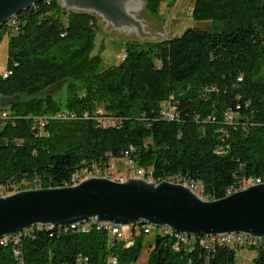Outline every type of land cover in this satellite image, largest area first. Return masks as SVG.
Returning <instances> with one entry per match:
<instances>
[{"label": "trees", "instance_id": "16d2710c", "mask_svg": "<svg viewBox=\"0 0 264 264\" xmlns=\"http://www.w3.org/2000/svg\"><path fill=\"white\" fill-rule=\"evenodd\" d=\"M165 0H145L158 14ZM197 21L163 41H127V56L103 66L93 54L99 31L94 13L70 10L60 0H43L14 17L8 34L12 74L0 72V183L28 188L72 185V176L94 164L124 160L152 172L155 180L201 184V196L219 199L246 180L264 179V0H194ZM64 17H66L64 19ZM67 84L65 101L50 90ZM171 106L175 117L163 115ZM45 124L41 126V122ZM134 166V165H133ZM18 185V186H17ZM107 229L60 231L34 227L22 234L21 261L0 246V264H139L147 240L148 264H238L246 249L199 242L176 248V238L157 233L148 240L143 224ZM152 236V235H150ZM198 239H210L196 236ZM247 250V249H246ZM251 264H264V245L248 248Z\"/></svg>", "mask_w": 264, "mask_h": 264}, {"label": "water", "instance_id": "95a60500", "mask_svg": "<svg viewBox=\"0 0 264 264\" xmlns=\"http://www.w3.org/2000/svg\"><path fill=\"white\" fill-rule=\"evenodd\" d=\"M43 0H0V28L11 18ZM64 8L94 13L111 29L136 32L143 40H169L150 32L137 11L144 0H60ZM168 19V17H167ZM95 223L170 226L188 235L245 233L264 237V182L219 199H204L191 187L170 180L129 177L119 181L90 177L78 184L29 188L0 196V238L34 225L72 226Z\"/></svg>", "mask_w": 264, "mask_h": 264}, {"label": "built area", "instance_id": "2783aa9c", "mask_svg": "<svg viewBox=\"0 0 264 264\" xmlns=\"http://www.w3.org/2000/svg\"><path fill=\"white\" fill-rule=\"evenodd\" d=\"M189 11L191 12L190 8H189ZM5 24L7 25V27H12L15 24L14 17L11 18L10 20H8ZM126 56H127L126 52H123L122 60H124L126 58ZM11 74H12V70L5 69L3 71L4 77H8ZM163 115L169 119H173L175 117L173 107H171V106L164 107ZM8 118H9V110L7 108L0 109V121L4 122ZM44 124H45V122L42 121L41 126ZM129 155H130V153L128 151H126L124 154V161L128 162L130 165L133 166V165H135V162L133 160L129 159ZM115 166L116 165L113 162H110L104 166L94 164L93 166H91L89 168H84V169L76 172L72 176V178H71L72 185L78 184L81 181H83L87 178H90V177H107V178H111V179H114V177H121V181H124L125 176L116 174V167ZM135 176H137L139 178H144L148 181H159V180H155L152 176V172H150L149 170H146L144 167L138 166L136 169V175ZM255 179H264V178L257 177ZM167 180H169V179H167ZM170 181L179 182V183H189V187H191V189L193 191H203L201 184L198 182H192L189 180H170ZM29 184L30 185L28 188H21V189L19 188V190L35 188V185H43L41 180L38 178H35ZM250 185H252V181L244 180V181L240 182L237 186L231 187L228 190L227 195H229L233 192L242 190L244 188H247ZM12 188H16V185H11V184L4 185V184L0 183V196L8 195V193H10V191H12ZM205 199H207V198L205 197ZM95 221H96L95 219H90V220L84 221L82 223H77V224H73L72 226H65V227L55 226L52 224L34 225L30 228L24 229L22 232H19L16 234H9V235H6V236L0 238V246L10 245L12 247L13 257L21 261L22 249H21V246L19 244L22 241V234H29V231H30L29 229H32L34 227H36V228L37 227H44V228H48V229L58 228L60 231H62V229L64 231L77 230L79 232H85V233L91 231L92 229L101 230L102 228H105L108 230V232L112 236H114L117 239H118V236L131 235V243L128 244V247L132 246L134 244L135 236L139 234V231L136 229H133L131 231H126V232H119V225H115V224L110 223V222H99V223L96 222L95 223ZM136 223L134 224V228H135ZM142 224H143V230L147 235H155L157 233H160V234H164V235L173 236L177 240L176 248H179L183 245H191L190 251H192V246L196 242H199L202 246H204L207 249L212 248V247H214L218 244H221V243L230 244L233 247L243 246L247 250L250 247L263 246L264 245V237L263 238H255V237H252V236L245 234V233H242V234H216V235H211L210 239H198V238H196V235H188L185 233L178 232L170 226L157 227V226L146 224V223H142ZM253 256L254 255L251 253V254H248V256L246 258L248 261H251ZM79 261L81 263L87 264L88 257H84V255H81ZM107 262H108V264H117L118 263L117 254H115V253L109 254ZM238 264H245V263H238Z\"/></svg>", "mask_w": 264, "mask_h": 264}, {"label": "rangeland", "instance_id": "374dc122", "mask_svg": "<svg viewBox=\"0 0 264 264\" xmlns=\"http://www.w3.org/2000/svg\"><path fill=\"white\" fill-rule=\"evenodd\" d=\"M194 0H165L161 3L160 11L158 14H153L146 10L143 7L141 10H138L136 13L138 17L144 20L147 24V29L152 31H163L166 21L168 26L166 30L172 31L171 37H176L185 32L189 27L197 26L202 29H211V21H197L192 17V13L189 11V8L192 10ZM145 6V1H144ZM67 9V8H66ZM168 17V19H167ZM66 17H64L65 19ZM98 26L99 31L96 35L95 48L93 54H98L102 58L103 66H112L117 65L122 61L123 46L127 41L137 40L140 42L147 41L148 39H141L136 32H128L125 30L111 29V24H107L98 16ZM169 35V36H170ZM157 40V39H155ZM8 43L9 36L8 34L0 42V72L6 69L8 62ZM67 84H60L50 90L51 93L55 96L57 100L62 102L65 101L67 96ZM3 96L0 93V109L7 107V105L2 104ZM116 166V174L125 176V179L129 177H137L136 169L137 165H130L128 162L116 159L113 162ZM116 180H121V177H114ZM251 181V180H249ZM18 186V185H17ZM15 191H19V188H12L10 191L11 194ZM150 239V240H149ZM148 240L153 242V235L148 237ZM145 241L142 252L139 258V264H148L149 248ZM248 254H251V251L242 249L237 254V261L240 263L251 264V261L247 260Z\"/></svg>", "mask_w": 264, "mask_h": 264}, {"label": "bare ground", "instance_id": "6f19581e", "mask_svg": "<svg viewBox=\"0 0 264 264\" xmlns=\"http://www.w3.org/2000/svg\"><path fill=\"white\" fill-rule=\"evenodd\" d=\"M15 17V16H14ZM3 75V74H2ZM4 77V76H3ZM4 78H6V77H4ZM115 179V178H114ZM116 180V179H115ZM119 181H121V180H119ZM252 181V185H255V184H259V181H256V180H251ZM177 183H179V182H177ZM263 183V182H262ZM182 184H185V185H187V186H189V183H182ZM41 188H44V187H41ZM16 192V191H15ZM196 193H198L200 196H201V194L199 193V191H195ZM14 193V192H13ZM12 194V193H11ZM202 198H204L203 196H201ZM205 199V198H204ZM119 226H124V227H129L128 225H119ZM131 226V225H130ZM223 234H242V233H223ZM196 236H198V235H196ZM206 237H211V235H209V236H206Z\"/></svg>", "mask_w": 264, "mask_h": 264}, {"label": "crops", "instance_id": "0c3cea01", "mask_svg": "<svg viewBox=\"0 0 264 264\" xmlns=\"http://www.w3.org/2000/svg\"><path fill=\"white\" fill-rule=\"evenodd\" d=\"M145 1V0H144ZM138 18H140V17H138ZM143 20V19H142ZM144 21V20H143ZM145 23V22H144ZM145 25H146V27H147V24L145 23ZM147 29V28H146ZM148 31H150V32H153V33H156V32H163V31H152V30H150V29H147ZM168 32V37H171L172 36V31H171V35H170V32L169 31H167ZM170 35V36H169Z\"/></svg>", "mask_w": 264, "mask_h": 264}]
</instances>
